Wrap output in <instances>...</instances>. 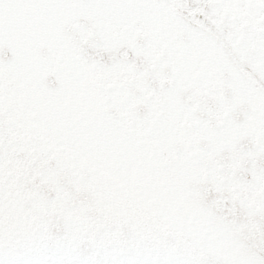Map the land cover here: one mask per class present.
Listing matches in <instances>:
<instances>
[{"label":"snow or ice","instance_id":"snow-or-ice-1","mask_svg":"<svg viewBox=\"0 0 264 264\" xmlns=\"http://www.w3.org/2000/svg\"><path fill=\"white\" fill-rule=\"evenodd\" d=\"M0 264H264V0H0Z\"/></svg>","mask_w":264,"mask_h":264}]
</instances>
